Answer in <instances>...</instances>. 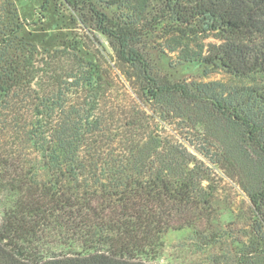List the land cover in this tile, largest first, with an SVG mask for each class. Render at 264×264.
<instances>
[{
  "label": "trees",
  "instance_id": "obj_1",
  "mask_svg": "<svg viewBox=\"0 0 264 264\" xmlns=\"http://www.w3.org/2000/svg\"><path fill=\"white\" fill-rule=\"evenodd\" d=\"M64 1L74 8L86 2ZM111 3L135 9L145 0ZM168 6L179 24L215 35L199 58L240 77L264 76V0H168ZM7 12L8 23L0 22V188L17 198L0 214V264H157L152 259L168 229L196 226L207 215V200L198 198L196 155L182 144L126 135L120 154L105 153L103 139L119 111L111 98L117 79L86 62L62 81L49 64H39L35 47L16 43L22 24ZM92 12L117 62L136 73L124 77L138 100L169 93L196 98L187 84L152 74L132 22L97 7ZM205 97L238 119L264 150V82ZM19 140L39 150L50 178L29 166ZM251 199L259 217L255 230L264 238V201L259 193ZM52 229L71 235L79 248L48 254L43 238Z\"/></svg>",
  "mask_w": 264,
  "mask_h": 264
},
{
  "label": "rangeland",
  "instance_id": "obj_2",
  "mask_svg": "<svg viewBox=\"0 0 264 264\" xmlns=\"http://www.w3.org/2000/svg\"><path fill=\"white\" fill-rule=\"evenodd\" d=\"M43 2L0 0V22L8 23L10 8L14 21L22 24L16 43L35 47V55L42 61L39 64H49L62 81L72 71L84 68L86 62L109 70L117 79L111 98L119 111L111 124V135L103 139L104 152L120 154L124 149L122 135L136 141L153 136L162 145L173 142L187 146L197 157L198 198L207 200V215L196 226L168 229L152 262L264 264V238L255 230L259 217L251 199V194L259 193L264 201V150L249 139L238 119L205 97L220 89L228 92L238 86L262 84L264 76L240 77L221 64L199 58L202 47L206 52L208 45L217 41L215 35L198 34L179 24L170 13L168 0H145L135 9L111 0H86L79 8L64 0H51L46 7ZM93 7L115 20L132 22L152 74L187 84L196 98L169 93L138 100L124 77L136 73L117 62L109 37L99 29ZM201 84L210 86L203 92ZM6 140L8 146H14V137L7 135ZM18 142L29 166L39 177L50 178L39 150L32 143ZM16 198L17 193L0 188L1 215ZM43 245L50 255H71L79 248L78 241L58 229L44 236Z\"/></svg>",
  "mask_w": 264,
  "mask_h": 264
}]
</instances>
